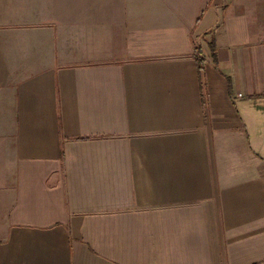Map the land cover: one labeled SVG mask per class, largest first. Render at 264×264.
<instances>
[{
  "label": "crops",
  "instance_id": "1",
  "mask_svg": "<svg viewBox=\"0 0 264 264\" xmlns=\"http://www.w3.org/2000/svg\"><path fill=\"white\" fill-rule=\"evenodd\" d=\"M0 264H264V0H0Z\"/></svg>",
  "mask_w": 264,
  "mask_h": 264
},
{
  "label": "trees",
  "instance_id": "2",
  "mask_svg": "<svg viewBox=\"0 0 264 264\" xmlns=\"http://www.w3.org/2000/svg\"><path fill=\"white\" fill-rule=\"evenodd\" d=\"M195 58H196L197 62L199 63V70L201 72L204 69V66H205V64H204L205 59H204V57H203L201 52H199L197 57L195 56Z\"/></svg>",
  "mask_w": 264,
  "mask_h": 264
}]
</instances>
